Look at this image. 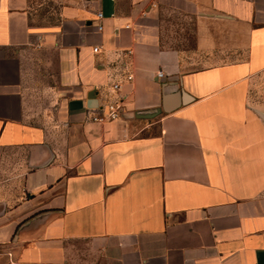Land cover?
I'll list each match as a JSON object with an SVG mask.
<instances>
[{"label":"crops","instance_id":"1","mask_svg":"<svg viewBox=\"0 0 264 264\" xmlns=\"http://www.w3.org/2000/svg\"><path fill=\"white\" fill-rule=\"evenodd\" d=\"M263 118L264 0H0V264H264Z\"/></svg>","mask_w":264,"mask_h":264},{"label":"built area","instance_id":"2","mask_svg":"<svg viewBox=\"0 0 264 264\" xmlns=\"http://www.w3.org/2000/svg\"><path fill=\"white\" fill-rule=\"evenodd\" d=\"M98 18H102V14L98 13ZM97 31H102V26L97 25L96 26ZM94 52H97V48H94ZM162 75L161 73L158 74V77L160 78ZM128 79H131V77H128ZM114 88H118V85H114ZM122 115V108L119 104L110 103L106 106L105 113H101L97 116L92 117V120L94 122L98 123H107L118 120Z\"/></svg>","mask_w":264,"mask_h":264},{"label":"rangeland","instance_id":"3","mask_svg":"<svg viewBox=\"0 0 264 264\" xmlns=\"http://www.w3.org/2000/svg\"><path fill=\"white\" fill-rule=\"evenodd\" d=\"M176 21H173V23H175ZM172 30V31H171ZM171 30H169V28H168V31H171V32H178V34L179 35H182L181 33V31L179 30V29H177V30H175V29H171ZM169 35V34H168ZM173 37V36H172ZM174 37L175 38H172V39H175L176 41H177V39L176 38H178L177 36H176V34H174ZM169 38H170V36H169ZM183 39H185V41H183L182 39H180L179 41H183V43H181V44H177V43H175V46H178L179 48H190L191 46H192V44H191V39H187L186 37L185 38H183ZM174 41V40H173ZM174 43V42H173Z\"/></svg>","mask_w":264,"mask_h":264},{"label":"water","instance_id":"4","mask_svg":"<svg viewBox=\"0 0 264 264\" xmlns=\"http://www.w3.org/2000/svg\"><path fill=\"white\" fill-rule=\"evenodd\" d=\"M169 99H170L169 97H165V99H164L163 110L166 113H170L171 111H173L175 109L173 105H170L168 103ZM263 120H264V118H263Z\"/></svg>","mask_w":264,"mask_h":264}]
</instances>
